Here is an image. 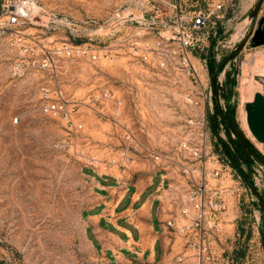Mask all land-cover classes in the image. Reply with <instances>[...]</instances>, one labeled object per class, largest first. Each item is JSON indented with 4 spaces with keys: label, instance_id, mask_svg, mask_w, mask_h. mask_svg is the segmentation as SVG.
<instances>
[{
    "label": "rangeland",
    "instance_id": "rangeland-1",
    "mask_svg": "<svg viewBox=\"0 0 264 264\" xmlns=\"http://www.w3.org/2000/svg\"><path fill=\"white\" fill-rule=\"evenodd\" d=\"M38 1L58 20L30 29L31 51L0 39V264H93L85 219L95 199L83 172L95 157V171L132 181L144 182L154 170L169 174L175 263L181 256L182 264H264V162L256 161L263 169L244 166V179L215 151L208 121L215 106L227 107L230 90L234 123L264 156L243 115L246 99L262 89L264 72L254 71L252 60L264 66V45L249 39L220 68L264 17V0L256 17L257 0H225L212 35L219 70L211 73L200 57L208 40L190 51L198 77L184 67L168 25L176 3L206 9L210 0ZM64 44L85 52L58 54ZM27 60L37 65L17 71ZM239 245L245 255L233 263ZM200 246L206 250L199 253Z\"/></svg>",
    "mask_w": 264,
    "mask_h": 264
},
{
    "label": "crops",
    "instance_id": "crops-1",
    "mask_svg": "<svg viewBox=\"0 0 264 264\" xmlns=\"http://www.w3.org/2000/svg\"><path fill=\"white\" fill-rule=\"evenodd\" d=\"M95 203L85 219L93 264H176L171 242L169 174L154 170L144 182L110 172H83Z\"/></svg>",
    "mask_w": 264,
    "mask_h": 264
},
{
    "label": "built area",
    "instance_id": "built-area-1",
    "mask_svg": "<svg viewBox=\"0 0 264 264\" xmlns=\"http://www.w3.org/2000/svg\"><path fill=\"white\" fill-rule=\"evenodd\" d=\"M211 6L206 9L183 10L179 4H175L176 9L172 16L171 23L168 25L171 38L177 41L178 49L182 53V63L188 72L198 77V70L195 67L190 55V51L194 48H202L206 45L209 38L215 34L217 23L221 20L225 10V0H210ZM57 14L50 10L46 5L38 0H0V39L11 38L16 41L22 49L23 53H29L31 47L25 42V38L32 35L31 28L47 27L57 22ZM169 31V30H168ZM74 51L78 55L85 52L81 46H69L64 44L56 52L70 53ZM264 53V52H263ZM46 60L41 64L46 65ZM37 65L35 60L19 61L15 65L17 71ZM262 90L264 96V79L262 80ZM55 105H45L46 111H58ZM126 139L130 140L131 135L125 134ZM125 155V151L120 153ZM114 163V161L112 162ZM256 164L263 169L261 163ZM95 159L91 162V167H96ZM255 169V168H254ZM206 247H199V253L204 252ZM181 256L176 258V264H182Z\"/></svg>",
    "mask_w": 264,
    "mask_h": 264
},
{
    "label": "trees",
    "instance_id": "trees-1",
    "mask_svg": "<svg viewBox=\"0 0 264 264\" xmlns=\"http://www.w3.org/2000/svg\"><path fill=\"white\" fill-rule=\"evenodd\" d=\"M220 27L221 26L218 24L217 30L219 34H221L222 32V28ZM214 44L215 38L211 36L209 38L207 51L200 54V57L204 58L207 61V67L211 73H215L217 69L219 70V66L221 63L220 61H217L214 56ZM232 81L234 80L230 77V72H227L225 80L226 84L231 85V83L233 84ZM229 92L230 90H227V93H224L227 107L222 108L215 106L214 112L208 115V121L213 136L215 151L235 170L236 173L241 175L244 179H247L248 172L244 171L243 167L246 166L250 170L254 162H264V156L254 147V145L248 139L244 138L246 146V150H244L240 145L238 136H231V133H233V131L231 130V125L234 124L235 108L234 105H231L229 103ZM220 124H222L224 127V130L227 134V139H224L220 135ZM260 202L262 204V207H264V195L260 196ZM238 230L240 235H243L245 231L243 228V220L239 221ZM262 233L264 234V231H262ZM244 255L245 247L244 245H239L238 247L234 248L231 253L232 262L240 263V261L244 258Z\"/></svg>",
    "mask_w": 264,
    "mask_h": 264
},
{
    "label": "water",
    "instance_id": "water-1",
    "mask_svg": "<svg viewBox=\"0 0 264 264\" xmlns=\"http://www.w3.org/2000/svg\"><path fill=\"white\" fill-rule=\"evenodd\" d=\"M263 0H257L254 7L252 8V16L256 17L258 15L260 6ZM251 40L254 46L264 45V17L259 19L258 25L255 29L251 28V30L247 33V35L241 40V42L236 46L232 53H230L222 62L220 68H223L224 64L233 59L238 52L241 50L243 45ZM214 77H212L211 83H213ZM212 90L215 95L216 92L214 87L212 86ZM245 112H246V120L248 127L256 138L257 141L264 144V96L260 92L254 94L253 99L247 101L245 103ZM232 130L236 132L240 145L244 150H246L244 138L245 135L242 130L234 123L231 126Z\"/></svg>",
    "mask_w": 264,
    "mask_h": 264
},
{
    "label": "bare ground",
    "instance_id": "bare-ground-1",
    "mask_svg": "<svg viewBox=\"0 0 264 264\" xmlns=\"http://www.w3.org/2000/svg\"><path fill=\"white\" fill-rule=\"evenodd\" d=\"M263 55H264V53H263ZM252 62H253V65H254V66H253V70H254V71L264 72V66H258V65L255 63V59H253ZM252 62H251V63H252ZM246 83H247V79L244 78V79L242 80V82H241L242 87H244V86L246 85ZM257 92H260L261 94H263V90H262V89H260V90H255V91L253 92L252 98H251V99H246L245 102L252 100L254 94L257 93ZM243 115H244V118H245V120H246V112H245V109H243ZM97 164H98V159H96V157H95V165H97ZM97 166H98V165H97Z\"/></svg>",
    "mask_w": 264,
    "mask_h": 264
}]
</instances>
